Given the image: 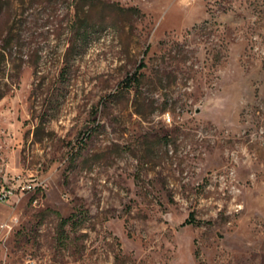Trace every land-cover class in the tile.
Segmentation results:
<instances>
[{
    "label": "rangeland",
    "instance_id": "obj_1",
    "mask_svg": "<svg viewBox=\"0 0 264 264\" xmlns=\"http://www.w3.org/2000/svg\"><path fill=\"white\" fill-rule=\"evenodd\" d=\"M2 45L0 264H264V0H0Z\"/></svg>",
    "mask_w": 264,
    "mask_h": 264
},
{
    "label": "trees",
    "instance_id": "obj_2",
    "mask_svg": "<svg viewBox=\"0 0 264 264\" xmlns=\"http://www.w3.org/2000/svg\"><path fill=\"white\" fill-rule=\"evenodd\" d=\"M120 11H126V12H133V13H137L139 14L140 11L137 8H127V9H123L121 7H118ZM90 23L87 20H83L80 23V27H79V35L81 36V41H88V39L91 37V33H90ZM7 46L6 45H2L0 47V65L4 62L7 61ZM137 78V75H135L134 77H130L128 78V80L130 81V83ZM4 97V94L0 92V100ZM69 220V218H65L64 222H67Z\"/></svg>",
    "mask_w": 264,
    "mask_h": 264
},
{
    "label": "built area",
    "instance_id": "obj_3",
    "mask_svg": "<svg viewBox=\"0 0 264 264\" xmlns=\"http://www.w3.org/2000/svg\"><path fill=\"white\" fill-rule=\"evenodd\" d=\"M164 119L168 122H172V117L170 113L164 114ZM33 188V185L29 183H20L17 186H3L0 189V200L2 202H7L11 198L17 195L18 190L21 191V193H25Z\"/></svg>",
    "mask_w": 264,
    "mask_h": 264
}]
</instances>
